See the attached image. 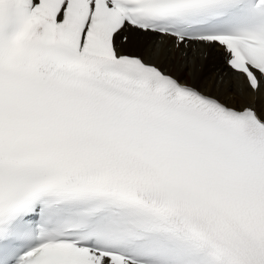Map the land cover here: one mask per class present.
I'll return each instance as SVG.
<instances>
[{
  "label": "snow or ice",
  "instance_id": "1",
  "mask_svg": "<svg viewBox=\"0 0 264 264\" xmlns=\"http://www.w3.org/2000/svg\"><path fill=\"white\" fill-rule=\"evenodd\" d=\"M261 96L264 0H0V264H264Z\"/></svg>",
  "mask_w": 264,
  "mask_h": 264
},
{
  "label": "bare ground",
  "instance_id": "2",
  "mask_svg": "<svg viewBox=\"0 0 264 264\" xmlns=\"http://www.w3.org/2000/svg\"><path fill=\"white\" fill-rule=\"evenodd\" d=\"M208 67V68H207ZM205 67L202 71L198 72V78L202 77V76H206V73L208 70L212 71L214 74H219L220 78L222 77L225 81V91L226 94L229 96H233L235 95L238 91H240L243 87V82L239 81V80H234L232 79L229 75H226L228 70L225 66L219 65V66H213V65H209ZM188 74V75H187ZM186 76H188L189 82H191V75L189 73H185ZM218 80V79H217ZM215 80V81H217ZM213 82L214 81H210L208 80L206 77H204L201 82H199L200 88L204 91H210L213 88ZM229 82H231V86H232V90L231 91H227L228 88V84ZM257 103H264V96H261V99L257 101Z\"/></svg>",
  "mask_w": 264,
  "mask_h": 264
},
{
  "label": "rangeland",
  "instance_id": "3",
  "mask_svg": "<svg viewBox=\"0 0 264 264\" xmlns=\"http://www.w3.org/2000/svg\"><path fill=\"white\" fill-rule=\"evenodd\" d=\"M221 65V64H220ZM208 68V67H207ZM188 75V74H187ZM206 77L208 80L210 81H215L217 79L220 78V75L218 74H214L212 71L208 70L207 73H206V76H202V77H199V82H201V80Z\"/></svg>",
  "mask_w": 264,
  "mask_h": 264
}]
</instances>
